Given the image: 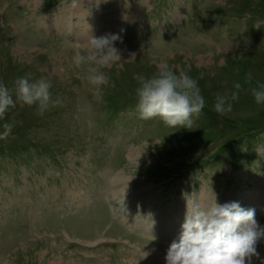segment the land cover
Returning <instances> with one entry per match:
<instances>
[{"label":"rangeland","instance_id":"1","mask_svg":"<svg viewBox=\"0 0 264 264\" xmlns=\"http://www.w3.org/2000/svg\"><path fill=\"white\" fill-rule=\"evenodd\" d=\"M111 34L121 61L100 69L97 103L72 57ZM161 61L204 74L191 129L137 114L138 80ZM24 75L63 103L0 121H15L0 141V264H165L187 208L214 196L264 226V105L250 92L264 82V0H0V80ZM235 82L221 116L214 97ZM256 251L264 264V238Z\"/></svg>","mask_w":264,"mask_h":264},{"label":"clouds","instance_id":"2","mask_svg":"<svg viewBox=\"0 0 264 264\" xmlns=\"http://www.w3.org/2000/svg\"><path fill=\"white\" fill-rule=\"evenodd\" d=\"M121 37L116 34L93 37L82 53L77 46L72 57L75 68L86 66L84 81L91 87L94 100L103 102V88L110 84V76L100 69L121 61L114 42ZM157 71L138 80L134 89L136 111L141 120L159 117L171 128L191 129L195 117H199L206 106L198 84L199 77L190 75V66H176L167 61L157 64ZM252 73L246 76L251 81ZM52 83L47 78L30 80L27 75L16 77L9 86L0 80V121L5 114L19 105L35 106L36 114L43 116L50 108L61 106V98H53ZM242 86L232 85L231 91L217 93L213 110L221 115L233 112V104L239 99ZM256 105H264V82H257L250 89ZM15 121L0 125V141L6 140ZM178 238L173 240L165 255V264H251L258 256L257 242L264 238V226L257 223L255 209L243 208L238 202L220 204L214 199L209 202H193L191 211L187 208ZM154 239V237H153Z\"/></svg>","mask_w":264,"mask_h":264}]
</instances>
